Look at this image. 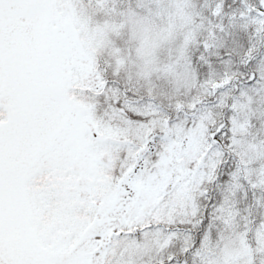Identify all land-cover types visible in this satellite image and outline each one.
<instances>
[{
    "label": "snow or ice",
    "instance_id": "1",
    "mask_svg": "<svg viewBox=\"0 0 264 264\" xmlns=\"http://www.w3.org/2000/svg\"><path fill=\"white\" fill-rule=\"evenodd\" d=\"M0 264H264V0H0Z\"/></svg>",
    "mask_w": 264,
    "mask_h": 264
}]
</instances>
